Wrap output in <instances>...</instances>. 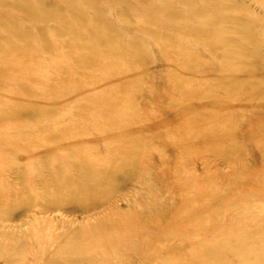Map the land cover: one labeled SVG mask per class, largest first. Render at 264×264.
Segmentation results:
<instances>
[{"label":"bare ground","instance_id":"obj_1","mask_svg":"<svg viewBox=\"0 0 264 264\" xmlns=\"http://www.w3.org/2000/svg\"><path fill=\"white\" fill-rule=\"evenodd\" d=\"M45 1L19 0L12 5L15 12L0 8V39H12V46L0 51V123L28 115L57 122L42 128H2L0 137L5 138L0 144L5 139L2 145L16 149L33 168L47 160L60 169L73 166L82 170L85 188L76 195L62 189L72 204L105 206L116 194L119 174L132 183L145 168L151 170L138 179L152 187L150 202L127 204L125 210L115 207L113 218L99 222L87 236V252L80 245L82 237L73 238L64 263L66 258L72 259L70 264H79L98 256L113 260L105 264H123L121 261L128 260L125 256L131 255L130 260L155 259L150 264H264V212L257 215L250 210L260 205L255 201L264 198V56L254 41V23L237 19L242 41L229 40L218 24L207 19L203 24L202 17L237 6L226 8L215 0H204L201 8L193 0H178L184 7L178 9L176 0H143L141 7L154 16L169 11L165 22L183 25L197 21L199 26L189 43L163 35V25L133 17L130 11L127 14L141 25L130 28L122 23L118 29L105 8L111 12L120 4L126 9L127 0H62L67 14L57 25L22 27L21 20L29 23L21 18L22 13ZM6 3L8 0H0V5ZM203 8L209 15L200 14ZM35 17L38 24L45 21L41 15ZM31 29L37 30L35 35H29ZM16 41L40 53L27 52ZM202 41L205 46L198 47ZM228 43L241 44V48L234 51ZM153 51L169 56L168 61L177 56L182 68L164 77L149 71L148 53ZM20 69L19 75H12ZM145 77H149L147 84ZM174 88L179 92L173 93ZM136 95L143 102H176V112L139 108L132 103ZM198 109L208 124L200 125ZM143 119L141 132L150 136L161 133L158 143L173 152L180 151L184 139L209 142L211 149H218V155L233 164L230 174L205 177L199 171L187 173L180 158H164L159 154L160 144L134 132ZM169 119H181L179 133L162 125ZM221 119L229 124L219 126ZM237 119L256 120L258 126L250 129L233 124ZM123 122L125 126L120 125ZM235 128H240V135L232 133ZM91 165L97 167L96 179L90 177ZM172 186H177L173 192ZM191 198H205L204 208L196 209L200 199ZM63 203L50 199L44 206L52 211ZM232 204H241V214L224 221ZM135 208L139 211L131 213ZM15 209L30 211L24 202ZM150 232L157 235L153 244L147 236ZM194 236H203L204 245H191L187 256L168 246Z\"/></svg>","mask_w":264,"mask_h":264},{"label":"rangeland","instance_id":"obj_2","mask_svg":"<svg viewBox=\"0 0 264 264\" xmlns=\"http://www.w3.org/2000/svg\"><path fill=\"white\" fill-rule=\"evenodd\" d=\"M127 1L129 2V5L126 9L124 5L121 6L118 4L111 9L112 13L104 7L113 18V20L111 19V22L115 24L118 29L121 27L120 25L122 23L128 24L130 28H135L141 25V23L137 24L136 19L131 18L129 14H127L129 11L133 17L142 18L153 24L160 23L159 25L164 26L163 35H170L174 38L176 37V40L181 42L186 41L190 43L192 40V33L197 30L199 26L197 21L184 23L183 25H178L179 22H165V17L170 13L169 11L160 12L154 16L147 9L141 7V5H145L143 0ZM193 1H195L196 4H199V7H203L202 3L204 0ZM215 1L219 4L225 5L226 8L230 5L233 7L237 6V8L233 10L226 9L223 13L217 12L211 14L208 18L202 17V23L205 24L206 19L211 22L213 21L218 24L217 26L221 29L225 38L242 41L241 36L238 34L239 25L237 24V19L242 20L244 23L249 21L253 22L254 25L252 26V31L254 33V41L257 43L260 50L259 52L264 56V0ZM18 2L19 0H8V3L0 5V8H2L3 11L15 12L12 5H18ZM175 3L177 4L175 7L178 9L184 8L178 0H176ZM204 13L205 8L200 11V14L209 15ZM66 14V8L64 7L62 0H47L42 2L40 6H34V8L31 9V12H23L21 18L26 17L24 20H28L29 23L21 20L20 25L25 28L27 26L29 27V25L31 27L38 25L43 28H52V26L57 25L58 20L64 19ZM35 15H41L45 21L43 20L44 22L38 24ZM87 19L91 21L93 20V18L89 16H87ZM36 32L37 30L31 29L29 35H31V33L35 35ZM30 37L34 42V36ZM6 39L7 41L0 39V51H4L8 46H12V39ZM14 43L20 44V46L27 52L35 54L40 53L35 47H25L22 46V43L17 41ZM34 44H36V42H34ZM228 44L234 51H238L236 49L241 48V44ZM196 45L198 47H203L205 46V42H198ZM156 52L153 51L148 53L150 55L147 59V63L150 66L149 71L154 70V72L160 74V77H164L170 72H173V69L182 68L181 64L178 62L180 61V58H177V56L171 61H168L169 56L165 54L160 55V53ZM165 53L168 52L165 51ZM18 59L22 60L20 58ZM24 59L29 61L28 58ZM2 62V56L0 55V64ZM117 69L120 70L121 68ZM21 71L22 70L20 69L12 75H19ZM144 81L147 84L149 82V77H145ZM172 92L177 93L179 91L174 88L172 89ZM134 100L135 102L132 103H135L139 108L143 107L147 110L151 107L156 113L165 112V114H174V112H176V102H143L144 100L140 95H136ZM196 118L198 121H202L200 122V125L204 126L209 123V121H207L208 119L202 115L200 109L196 111ZM11 119L12 120L10 121L4 120L5 122L0 123V130L2 128L7 129L18 126H26L29 129L31 125L41 126L42 128L57 122L51 118H34V116L31 115H28L25 118ZM78 120L82 123L86 122L85 120ZM217 122L219 126L229 124L223 119ZM144 123V119L139 121L138 126H141V128L134 132L145 136L150 143L155 141L156 146L160 144L159 154L164 156V158L165 156L171 157L175 161L180 158V162L185 167L187 173L191 171V173L194 172L196 174V171H199L200 174L203 172L202 176L205 177H218V175L228 176L230 174V165L233 166V164L218 155V149H211L209 147V142L198 140V138H195V140H192L191 142L184 139L181 143L180 151L178 152L175 150L173 152L171 147L158 143L160 141L159 137L162 136L161 133L157 135L155 133L153 136H150L149 133L141 132L145 129ZM238 123L242 124L245 128L250 126V129L258 126L256 120L237 119L233 121V124ZM120 125L125 126L126 122L120 123ZM162 125L166 128H175L179 133L182 123L181 119H169L162 122ZM239 129L240 128L233 129L232 133L240 135L239 131H237ZM196 131L199 132V129ZM3 138H5V135L0 137V141ZM97 139L102 141V138L100 137H97ZM4 141L5 139L3 142ZM2 143L0 144V264H70L72 259L68 258L65 259L64 263V254L69 251V246L72 247L73 238L75 236L79 235V237H82L80 245L87 248V252L89 248V239H87V236L92 233L94 226L99 222H105L106 220L113 218L112 214L115 207L116 209L120 208V210H125L127 204H135L137 202L139 206L141 203L146 205L150 202L148 200V195L152 192V187L147 188L142 184V181L138 180L151 172V170L145 168L140 175L135 176V180H133L132 183H128L125 176L119 174L115 179L117 184L116 194L105 206L103 204L89 206L83 203H68L66 194L62 193V189H64V192H66L65 190L69 191L70 195H76L81 187L85 188L86 183H84L82 179V170L67 165L64 169H60L55 164L48 165L47 160L45 161L46 163H44L43 160H40L42 165H40L39 168H33L30 164L21 159V156L16 149L2 145ZM193 143H195V145L192 148L191 144ZM33 146L34 145H32V147ZM156 146L152 151H155ZM96 168V166L91 165L89 169L90 177H92V179L97 178ZM50 173H52L53 176ZM176 188L177 186H172L171 191L173 192ZM50 199H58L59 201L63 200L64 203L54 207L51 211L48 207L44 206L45 200ZM196 199L200 200L197 201ZM204 199L205 198H191L190 201L196 200V209H203L205 204ZM23 202L25 205H29V212L17 211L15 209ZM254 203H260V205H254L250 208L251 212L254 211L257 215H260V210L264 212V198H260V200H257ZM43 206L45 208H43ZM7 211L9 213L5 214ZM137 211H139V208L133 209L131 213ZM225 212H227V210ZM240 214L241 204H232L224 216V221L234 219ZM147 236L150 238V243L152 244L157 239L155 232H150ZM199 243L204 245L203 236H194L190 240L184 242L179 241L178 243H173L168 246L174 248L179 254L187 256L191 250V245H199ZM262 244L263 243H261L260 246ZM251 245L255 246L253 243ZM125 257L128 260L125 259L126 262L121 261L123 264H150L155 260H149V257H136L133 260H130L131 255ZM104 261L113 260L99 258L97 256V258L91 259V261H82L79 264H105Z\"/></svg>","mask_w":264,"mask_h":264}]
</instances>
